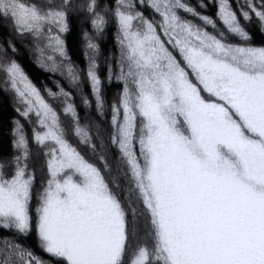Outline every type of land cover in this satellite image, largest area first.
Here are the masks:
<instances>
[{"label": "snow or ice", "instance_id": "snow-or-ice-1", "mask_svg": "<svg viewBox=\"0 0 264 264\" xmlns=\"http://www.w3.org/2000/svg\"><path fill=\"white\" fill-rule=\"evenodd\" d=\"M212 2L224 30L187 0H117L122 93L112 108L110 139L126 165L127 205L72 146L60 114L19 65L6 67L25 105L21 115L35 117L33 139L46 149L47 175L33 211L35 176L18 122L19 154L11 171L0 163V229L22 236L35 229L42 251L57 264H264V47L250 44L241 23L264 25V0H237L238 11L233 0ZM139 5L157 18L145 16ZM207 6V0L199 5ZM69 7L70 0L43 8L0 0V17L11 19L21 34L46 39L67 59L60 33L68 29ZM88 10L95 13V0ZM104 24L95 14L94 27L102 31ZM226 33L243 43L229 42ZM88 48L97 51L91 41ZM96 69L90 57L87 76L102 109ZM67 72L79 82L70 65ZM60 95L75 135L95 148L71 94ZM140 229L143 240L133 243ZM0 264L46 262L5 240Z\"/></svg>", "mask_w": 264, "mask_h": 264}, {"label": "trees", "instance_id": "trees-1", "mask_svg": "<svg viewBox=\"0 0 264 264\" xmlns=\"http://www.w3.org/2000/svg\"><path fill=\"white\" fill-rule=\"evenodd\" d=\"M27 3H35L39 7L47 5H60L62 0H25ZM91 0H70L71 7L67 9L68 29L60 33L64 41L67 59L62 58L47 46V40L37 38L30 33L17 31L13 21L0 17V163L9 171L13 167L14 158L19 154L16 147L17 123L23 125L24 132L29 141V170L34 174V191L32 208L37 204V198L46 183V149L41 148L33 139V130L37 129L35 117L26 119L21 115L25 109L21 98L12 87L11 78L5 71L11 63L19 65L28 81L39 90L44 99L60 114L61 123L65 128V134L69 142L84 158L100 169L110 187L127 205V196L130 181L125 175L124 164L119 150L111 143L110 133L113 105L118 104L122 93V82L117 79L116 62L119 59L120 46L118 43L119 28L115 18L117 0H95V13L88 10ZM197 11L216 19L218 29L224 30L223 25L216 18V6L212 0H207V7H199L205 0H187ZM233 8L238 11L237 0H233ZM149 18H157L150 8L138 6ZM95 14L104 17L105 24L102 31H98L93 20ZM187 19L200 24L201 21L188 14L181 13ZM239 15V12H238ZM241 23L248 31L250 44L256 47H264V25L253 19L252 22ZM210 32L216 30L208 28ZM226 31V30H225ZM231 43H243L239 37L227 34ZM89 41L97 45V51L88 48ZM53 57L49 60L48 57ZM90 57L97 64V74L102 81L103 108L96 103L95 94L92 91L91 81L87 76ZM71 66L79 76V82L73 83L68 75L67 68ZM23 87V85H19ZM61 90L70 93V102L75 106L79 124L88 130L91 136V145L83 144L75 135V123L71 116L64 114V97ZM55 94V98L50 95ZM87 100L88 103H84ZM138 206V205H137ZM143 231L139 236L133 237L143 240ZM15 241L24 248L31 250L36 256L45 260L46 264H57V261L42 251L35 229L22 236L15 231L0 229V242ZM150 243V241H149ZM13 259H17L14 257Z\"/></svg>", "mask_w": 264, "mask_h": 264}]
</instances>
